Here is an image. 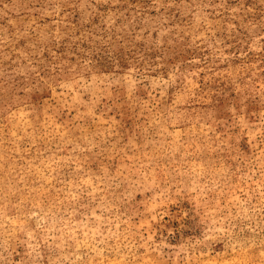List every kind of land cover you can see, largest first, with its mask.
I'll return each mask as SVG.
<instances>
[{
	"label": "rangeland",
	"instance_id": "rangeland-1",
	"mask_svg": "<svg viewBox=\"0 0 264 264\" xmlns=\"http://www.w3.org/2000/svg\"><path fill=\"white\" fill-rule=\"evenodd\" d=\"M0 264H264V0H0Z\"/></svg>",
	"mask_w": 264,
	"mask_h": 264
}]
</instances>
